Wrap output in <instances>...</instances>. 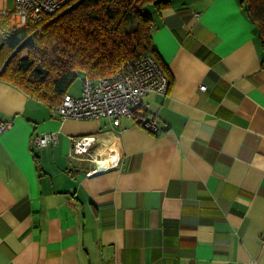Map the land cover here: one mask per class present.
Masks as SVG:
<instances>
[{
    "label": "crops",
    "instance_id": "1",
    "mask_svg": "<svg viewBox=\"0 0 264 264\" xmlns=\"http://www.w3.org/2000/svg\"><path fill=\"white\" fill-rule=\"evenodd\" d=\"M169 2L147 8L168 91L118 126L0 78V264H264V48L239 0Z\"/></svg>",
    "mask_w": 264,
    "mask_h": 264
},
{
    "label": "trees",
    "instance_id": "2",
    "mask_svg": "<svg viewBox=\"0 0 264 264\" xmlns=\"http://www.w3.org/2000/svg\"><path fill=\"white\" fill-rule=\"evenodd\" d=\"M239 2L264 48V0ZM169 4V0H66L53 15L15 31L9 27V16L0 15V78L57 105L76 72L97 79L113 74L129 59L150 54L171 82L153 46L146 8L161 10Z\"/></svg>",
    "mask_w": 264,
    "mask_h": 264
},
{
    "label": "built area",
    "instance_id": "3",
    "mask_svg": "<svg viewBox=\"0 0 264 264\" xmlns=\"http://www.w3.org/2000/svg\"><path fill=\"white\" fill-rule=\"evenodd\" d=\"M12 7L7 8V0H0V15L9 16L11 30H20L27 22H41L45 16L53 15L61 3L66 0H11ZM170 86V79L162 69L157 59L145 54L127 60L116 72L97 79L84 76L81 93L73 96L64 94L59 104L52 107L61 118L99 119L108 118L113 126L119 125L121 117H130L133 112L142 107V98L149 92L165 94ZM205 89V85H200ZM12 125L10 119H0V133ZM147 127L155 129L153 123ZM91 137L81 136L72 139L71 154L87 153ZM56 132H43L32 138V144L37 147L55 144ZM114 149L109 150V157L103 162H97L87 172V175L106 170L117 163L120 152L111 160ZM110 158V159H109ZM264 245V236H262Z\"/></svg>",
    "mask_w": 264,
    "mask_h": 264
},
{
    "label": "rangeland",
    "instance_id": "4",
    "mask_svg": "<svg viewBox=\"0 0 264 264\" xmlns=\"http://www.w3.org/2000/svg\"><path fill=\"white\" fill-rule=\"evenodd\" d=\"M7 8H11L12 7V1L11 0H7ZM149 8V5L146 7ZM23 54H25V52H23ZM82 85V80L80 78V76H76V79L74 80V83L72 84L71 88L75 91H78L81 88Z\"/></svg>",
    "mask_w": 264,
    "mask_h": 264
},
{
    "label": "water",
    "instance_id": "5",
    "mask_svg": "<svg viewBox=\"0 0 264 264\" xmlns=\"http://www.w3.org/2000/svg\"><path fill=\"white\" fill-rule=\"evenodd\" d=\"M14 52H15V51H13L12 54H13ZM12 54H11V55H12ZM11 55H10V56H11ZM10 56L7 58V60L10 58ZM7 60H6V61H7ZM79 73H81V72H79ZM81 74H82V73H81ZM82 75H83V74H82ZM148 123H150V120L147 119V118L144 119L143 122H142V124H143L144 126H147Z\"/></svg>",
    "mask_w": 264,
    "mask_h": 264
}]
</instances>
